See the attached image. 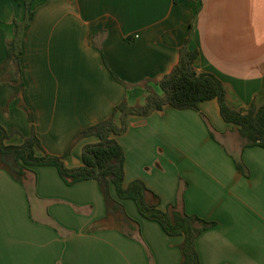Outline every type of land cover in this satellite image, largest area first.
I'll return each mask as SVG.
<instances>
[{
    "label": "crops",
    "instance_id": "crops-1",
    "mask_svg": "<svg viewBox=\"0 0 264 264\" xmlns=\"http://www.w3.org/2000/svg\"><path fill=\"white\" fill-rule=\"evenodd\" d=\"M33 11L20 40L22 95L0 85L6 144L34 132L36 155L80 166L82 147L97 138L78 134L122 101L143 105L146 83L161 94L156 82L184 45L197 52V73L222 81L229 107L264 104V0H35ZM23 18L22 3L0 0V63ZM198 109L167 105L127 117L116 136L124 185L139 179L161 209L180 202L214 223L196 238L200 264H264V148L242 147L216 99ZM109 192L116 199L112 185ZM121 203L133 230L106 218L95 180L67 185L53 166H34L17 181L0 167V264H180L183 237L166 235L132 200Z\"/></svg>",
    "mask_w": 264,
    "mask_h": 264
},
{
    "label": "trees",
    "instance_id": "trees-1",
    "mask_svg": "<svg viewBox=\"0 0 264 264\" xmlns=\"http://www.w3.org/2000/svg\"><path fill=\"white\" fill-rule=\"evenodd\" d=\"M18 1L24 7V18L21 22H14V35L7 42L6 57L0 63V85L7 83L14 86L15 96H21L23 92L19 63L20 40L23 29L30 24L33 18L35 0ZM196 57L197 52L184 45L180 49L176 65L156 82L161 94L156 93L146 83L145 88L148 93L143 105L129 106L125 101H122L114 108L110 117L81 131L78 138L95 136L97 141L82 147V164L80 166L66 167L62 156L47 153L36 155L35 148L40 147V141L34 132L20 145L6 144L4 141L10 133H7L0 124V167L4 168L17 181H22L25 172L34 166H53L67 185L82 180H95L104 197L106 218L113 216L117 222L128 225L132 230L135 229L136 221L126 214L121 203L122 200H132L140 216L158 223L166 235L183 237L179 245L180 264H200L196 238L204 230L212 227L214 223L195 214L186 213L180 202L168 205L165 210L161 209L158 195L148 189L139 179L124 185V151L116 139L117 135L126 131L129 115H148L153 111L162 110L167 105L176 109L199 111V103L216 99L222 119L236 126L242 140V147L259 146L264 148V104L259 107L251 104L249 107L241 109L229 107L225 99V88L222 81L213 73H197L195 71L193 65ZM22 106L32 121L29 108L23 102ZM116 112L120 114L119 123L114 121ZM203 118L213 137L208 120ZM234 162L240 172L248 173L240 158L234 157ZM111 185L114 187L116 199L110 195ZM180 194L181 188L178 196Z\"/></svg>",
    "mask_w": 264,
    "mask_h": 264
},
{
    "label": "rangeland",
    "instance_id": "rangeland-1",
    "mask_svg": "<svg viewBox=\"0 0 264 264\" xmlns=\"http://www.w3.org/2000/svg\"><path fill=\"white\" fill-rule=\"evenodd\" d=\"M222 140V139H221Z\"/></svg>",
    "mask_w": 264,
    "mask_h": 264
}]
</instances>
